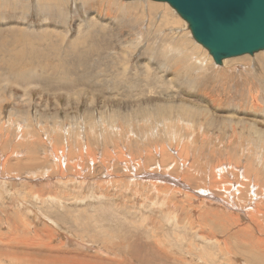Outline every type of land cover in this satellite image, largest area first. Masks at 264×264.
<instances>
[{"label":"rangeland","instance_id":"obj_1","mask_svg":"<svg viewBox=\"0 0 264 264\" xmlns=\"http://www.w3.org/2000/svg\"><path fill=\"white\" fill-rule=\"evenodd\" d=\"M133 2L132 10L122 8ZM224 61L215 63L166 2L0 0V96H13L0 107L1 151L7 150L3 158L16 151L26 159L32 149L22 140L31 137L42 162L0 180V264H264V221L252 224L241 215L232 224L233 210L211 197L216 190L229 205L246 204L255 192L264 203L257 190L264 182V126L255 123L264 114V51ZM74 82L86 86L73 88ZM176 82L180 103L197 107L198 91L218 92L227 100L218 113L236 108L254 130L236 122L218 129L212 114L206 121L161 100L129 106L132 93ZM249 92L260 98V107L251 106ZM113 97L123 107L100 108L101 100L112 103ZM171 126L181 141L168 134ZM161 144L174 150L169 160L161 153L148 156ZM219 161L224 171L209 172ZM248 162L261 171L262 182L256 183ZM189 168L208 190L198 204L176 182L191 184L185 179ZM241 175L253 180L254 191ZM233 191L237 196L229 197Z\"/></svg>","mask_w":264,"mask_h":264},{"label":"bare ground","instance_id":"obj_2","mask_svg":"<svg viewBox=\"0 0 264 264\" xmlns=\"http://www.w3.org/2000/svg\"><path fill=\"white\" fill-rule=\"evenodd\" d=\"M158 2V1H157ZM134 4V2L133 3H130V4H125L124 5V3L122 4V5H124V6H122V8L123 9H126V7L128 8V10H132L133 9V7L135 6V5H133ZM169 4V3H168ZM170 5V4H169ZM138 6V5H137ZM148 6H151V7H159L160 5H156V4H152V3H150ZM120 7V6H119ZM121 8V9H122ZM127 10V9H126ZM177 12V11H176ZM106 17L107 18H111V17H109L108 15H106ZM188 28H189V26H188ZM116 29V28H115ZM190 29V28H189ZM191 31V30H190ZM65 34H68V32H70V31H68V30H65ZM191 34H192V32H191ZM70 35V34H69ZM72 35V34H71ZM70 35V36H71ZM71 39V37L68 39V41ZM200 44V43H199ZM180 45H181V43H180ZM182 46V45H181ZM48 52V51H47ZM50 52V51H49ZM189 54L190 53H188L187 55L189 56ZM48 55V54H47ZM191 55V54H190ZM225 62V61H224ZM200 63V62H199ZM226 65H227V63H225ZM235 64V63H234ZM225 65V66H226ZM148 69H150V68H148ZM158 70H159V72L160 71H163L161 68H158ZM239 70V69H238ZM149 73V72H148ZM150 76V73H149V75H148V77ZM169 80H172V78H168ZM40 80H35V81H33L32 82V84L31 85H33L34 84V86H35V84L37 85L38 83L37 82H39ZM178 81V80H177ZM180 82V81H179ZM30 85H28V86H26L25 87V89L26 88H28ZM38 86V85H37ZM78 86H82V88H84V86H86V84H85V82H74L73 84H72V87L73 88H78ZM181 85L179 84V83H177L176 82V84H175V87H173V88H169V87H167V88H165V89H163L162 87L160 88V89H158V90H148V91H142V92H140V93H137V94H135V93H132L131 95H129V96H132V100H130L129 102V106H133V108H140L141 106H143V105H145L146 104V100H152V102H155V101H158V100H161V102L163 103V106H166V107H169V109H171V110H174V109H177V110H181L182 112H184V113H187V114H190V115H192V116H202L203 118H205V120L206 121H209L211 118H210V115L212 114L213 115V117H212V121H213V123H214V125H215V128H220L221 126H223V125H225L226 127H227V125L229 124V122H236V123H241V124H243V126H244V130L245 129H247V127L249 126L250 127V129H253L254 130V127H253V125L252 124H246V123H244V117H243V115H247L246 113H240L239 111H237V109L235 108V109H233V110H231L230 112H229V114H222V113H218V111H219V108H220V106L223 104V103H225V102H227V100L224 98V97H222V95L223 94H218V92H217V94H214V92H202V91H198L197 93H196V96H199V99H200V101H201V104H198V106L197 107H189V106H186V105H184V104H182V103H180L179 102V100H178V90H179V87H180ZM36 87V86H35ZM34 87V88H35ZM194 87V86H193ZM25 91H27V90H25ZM30 92H32V91H30ZM94 92V91H93ZM184 93H185V91H183ZM224 92V91H223ZM25 93V92H24ZM37 93V92H36ZM216 93V92H215ZM249 93H250V97H249ZM248 93V97H249V102H251V106L252 107H254V108H257V107H260V103H259V100H260V98L257 96V95H255L254 93H252V92H249ZM40 94V93H39ZM145 94V95H144ZM153 95V96H152ZM105 96V95H104ZM25 97H28L29 98V100H28V102H30V101H32L33 100V93H29L28 95H26ZM13 98V96H9V97H1L0 96V107H3L4 106V102L5 101H8V99H12ZM19 98L20 97H17L16 99L17 100H19ZM28 98H26V99H28ZM40 98H41V96H40ZM40 98H39V100H40ZM94 97H91L90 98V100H89V102H90V105H93V103H94ZM112 99V103H110V101L108 102V99H105L104 101H100V105L99 106H101L100 108H106V107H108V106H111V105H115L116 107L117 106H119V108H121V107H123V103H124V101L123 100H120L119 98H115V97H113V98H111ZM15 99H13V101H14ZM10 101V100H9ZM21 101H22V99H21ZM20 101V102H21ZM19 102V103H20ZM25 102H27V101H25ZM25 102H24V104H25ZM125 102H127V101H125ZM261 102V101H260ZM16 104H18V103H16ZM23 104V103H22ZM23 104V105H24ZM26 104H28V103H26ZM247 104V103H246ZM29 105V104H28ZM27 105V106H28ZM31 105V104H30ZM98 105V104H97ZM248 105V104H247ZM18 106V105H17ZM21 106V105H20ZM25 106V105H24ZM23 106V107H24ZM26 106V107H27ZM48 107V105H46V108ZM263 107V106H262ZM216 120V121H215ZM260 122H257V121H255V123H258V124H261V125H263L264 126V114H263V116L261 117V119L259 120ZM202 125L203 124H201L200 126H201V128H203L202 127ZM206 125V124H205ZM7 126V125H6ZM19 126V125H18ZM21 126V125H20ZM187 126H189V125H187ZM174 127V126H173ZM180 127H182L181 125H180ZM191 127V126H190ZM248 127V128H249ZM18 128V127H17ZM21 128V127H20ZM19 129V128H18ZM22 129V128H21ZM179 129V128H178ZM188 129V128H187ZM165 130H169V128L168 129H165ZM164 130V133L166 134V131ZM183 130V129H182ZM189 130V129H188ZM203 130V129H202ZM13 131V130H12ZM11 131V132H12ZM19 131V130H18ZM187 131V130H186ZM257 131V134L258 135H262L263 136V134L261 133L260 134V132L258 131V130H256ZM21 132V131H20ZM0 134H1V132H0ZM16 134H17V132H16ZM168 134H171L170 136H173V135H175V140L177 141V140H180L181 141V139H180V136L179 137H177V133L175 132V131H173L172 130V126H171V131L170 132H168ZM193 134V133H192ZM5 135V134H4ZM20 135V134H19ZM80 135V134H79ZM167 135V134H166ZM184 135V134H183ZM7 136V135H6ZM169 136V135H168ZM167 136V137H168ZM190 136V135H189ZM4 137V136H3ZM8 137V136H7ZM11 137V136H10ZM12 137H13V135H12ZM11 137V138H12ZM16 137V136H15ZM159 137V136H158ZM182 137V136H181ZM5 138V137H4ZM186 138V137H185ZM187 138H188V136H187ZM190 138V137H189ZM14 139V138H13ZM148 139V138H147ZM171 139H174V138H169V140H171ZM209 139V138H208ZM9 140V139H8ZM210 140V139H209ZM15 141H16V139H15ZM27 141H28V143L29 144H27ZM20 142V141H19ZM18 142V143H19ZM35 141L31 138V137H29V140H22V143L23 144H25V145H28V148H29V150H31V151H29V154H28V156L26 157V159L25 158H21V157H23L21 154H20V156H17V154H16V151L15 152H9L10 150H8V156H7V158H6V156H5V158H3V153H5L6 151H4V152H2L1 151V149H3L2 147L6 144L5 143V141H4V145H2L1 143V145H0V180H6V179H8V180H11V177L10 176H13V172H15L16 170H18L20 167H22V168H26V169H32V168H36L39 164L40 165H42V162H40V161H38V159L36 158V156L34 155L35 154V150H33V143H34ZM140 142V141H139ZM192 142V141H191ZM155 143V142H154ZM179 143V142H178ZM21 144V143H20ZM152 144V143H151ZM170 144V143H169ZM10 145V144H9ZM14 145V144H13ZM165 144H161L160 146H161V151L159 152L158 150L159 149H148L149 150V152L147 153L148 154V156H150V158L153 156L154 157V155L156 154H162V158L165 160V159H168V158H171V152L172 151H174L173 149H172V151H170V147H169V149H167L166 148V145L164 146ZM184 145V144H183ZM186 145V144H185ZM79 146V145H78ZM82 146V145H81ZM153 146V145H152ZM155 146V145H154ZM187 146V145H186ZM22 147V146H21ZM140 147V146H139ZM42 148H43V146H42ZM41 148V149H42ZM174 148V147H173ZM182 148V147H181ZM185 148V147H184ZM191 148V147H190ZM5 149H7V148H5ZM4 149V150H5ZM21 149V148H20ZM23 149H24V147H23ZM83 149V148H82ZM180 149V148H179ZM12 150V149H11ZM17 150V149H16ZM56 150H59L58 148H56ZM144 150V149H143ZM14 151V150H13ZM22 151V150H21ZM25 151V150H24ZM82 151V150H81ZM80 151V152H81ZM89 151H90V149H89ZM94 151V150H93ZM85 152V151H84ZM84 152H81L80 154H82V153H84ZM86 152H88V151H86ZM25 153V152H24ZM23 153V154H24ZM90 153V152H89ZM92 153V152H91ZM173 153V152H172ZM26 154V153H25ZM79 154V155H80ZM93 154H95V152L94 153H92V155ZM97 154V153H96ZM142 154V153H141ZM231 154V153H230ZM75 155V154H74ZM85 155V154H84ZM90 155V154H89ZM91 155V156H92ZM108 155V154H107ZM188 155V154H187ZM186 155V156H187ZM229 155V154H228ZM10 156H14L15 157V159L13 158V160L14 161H8L10 164H8L7 163V160L6 159H8L9 160V157ZM78 156V155H77ZM96 156V155H95ZM115 156V155H114ZM121 156V155H120ZM147 156V157H148ZM76 157V156H75ZM74 157V158H75ZM81 157H83L82 155H81ZM80 157V158H81ZM86 157H88V156H86ZM57 158H59L58 156H57ZM79 158V157H78ZM80 158H79V161H80ZM105 158H106V156H105ZM119 158V157H118ZM149 158V157H148ZM173 158V157H172ZM206 158V157H205ZM5 159V160H4ZM73 159V158H72ZM95 159V158H94ZM110 159V158H109ZM59 160H61V158H59ZM74 160H76V159H74ZM85 160V159H84ZM169 160V159H168ZM192 160V159H191ZM259 160H261V159H259ZM23 161H25V162H23ZM53 161V160H52ZM72 161V160H71ZM86 161V160H85ZM105 161V160H104ZM108 161V160H107ZM111 160H109V162H110ZM151 161V160H150ZM224 161V160H223ZM22 162V163H21ZM55 162H56V160H55ZM76 162V161H75ZM81 162V161H80ZM163 162H165V161H163ZM167 162H169V161H167ZM238 162V161H237ZM236 163V162H235ZM259 163H260V161H259ZM55 165V164H54ZM60 162H58L57 163V165L56 166H58L57 168L56 167H54V168H56V169H60V166H61V168H62V165H60ZM74 165H76V164H74ZM174 165V164H173ZM222 165H224V163H221L220 161L219 162H216V163H214V164H212L211 166H210V169H209V172H211L212 174H215V173H218V172H221L222 173V171H224V167H222V169H218L219 167H221ZM176 167H177V165H175ZM227 166V165H226ZM231 166H233V165H231ZM231 166H230V168H231ZM236 165H234V167H235ZM255 166H257L256 168L258 169V165H255ZM45 167V166H44ZM183 167V166H182ZM197 167H198V169L201 171V167H199L198 165H197ZM233 167V169H235ZM38 168V167H37ZM52 168V167H51ZM205 168V167H204ZM227 168V167H226ZM240 168V167H239ZM238 168V169H239ZM39 169V168H38ZM42 169V168H41ZM48 169V168H47ZM194 169V168H193ZM192 168H189L188 170H186V174H185V179L187 180V182L188 181H190L191 182V184H187L186 182H184L183 180H181V179H179V178H177V180H176V182H178L177 184L178 185H180V187L181 188H183L184 187V189L186 190H188V191H190V192H192V194H193V197H194V204H198V202H200V200L202 199V200H206V199H208V194L206 193V191H208L207 189H204V190H202V188H201V184H198L197 182H196V180L198 179L196 176H195V174L193 173L194 172V170H193ZM203 169V168H202ZM241 169V168H240ZM252 169H254V168H252ZM251 169V165H250V163L248 162V167H247V170L249 171V172H253V174H255L254 175V179H255V181H256V183L258 184V182H262L261 180H260V177H259V174H258V171L259 172H261L259 169L258 170H252ZM50 170V169H49ZM195 170L197 171V168L195 167ZM235 170H237V168L235 169ZM234 170V171H235ZM252 170V171H251ZM29 171V170H28ZM44 171V170H43ZM46 171H48V170H46ZM55 171V170H54ZM60 171L62 172V170L60 169ZM64 171V170H63ZM205 171V170H204ZM243 172H244V170H242ZM178 172V171H177ZM205 172H207V171H205ZM162 173V172H161ZM199 173V172H198ZM246 173V172H245ZM62 174H64V173H62ZM211 174V175H212ZM234 174H236V172H234ZM238 174V173H237ZM244 173H242V175H243ZM180 175V174H179ZM217 175V174H216ZM241 175V176H242ZM246 175V174H245ZM248 175V174H247ZM252 175V174H251ZM7 176H9L8 178H7ZM52 176V175H51ZM202 176V175H201ZM253 176V175H252ZM251 176V177H252ZM13 177H20V176H13ZM151 177H153V176H151ZM162 177V176H161ZM169 177V176H168ZM216 177V176H215ZM214 177V178H215ZM240 177V176H239ZM248 177V176H247ZM68 178V177H67ZM80 178V177H79ZM163 178V177H162ZM169 178H171L172 179V177H169ZM213 178V179H214ZM222 178L223 177H221V182H223L222 181ZM242 178H243V176H242ZM245 178H246V176H245ZM243 178L245 181L243 182V183H245V185L247 186V189H248V191L251 193V190L252 191H254V186H252L253 184L251 183V180L252 179H249V178ZM46 179V178H45ZM170 179V180H171ZM173 179H175V178H173ZM211 179V176H209V178L208 179H206V180H210ZM216 179V178H215ZM4 180V181H5ZM24 180H26L25 178H24ZM226 180V179H225ZM36 181V180H35ZM211 181V180H210ZM216 181H217V179H216ZM253 181V180H252ZM264 181V180H263ZM40 182V181H39ZM173 181H171V183H172ZM175 182V181H174ZM205 182V181H204ZM214 182V181H213ZM220 182V183H221ZM225 182V181H224ZM237 182V181H236ZM235 182V183H236ZM3 183V182H2ZM209 183V182H208ZM219 183V184H220ZM231 183H233V182H231ZM242 183V184H243ZM27 184H29V182L27 183ZM31 184V183H30ZM221 184H223V183H221ZM255 184V183H254ZM11 185H12V183H11ZM173 185H175V184H173ZM194 185L196 186V187H194ZM50 186V185H49ZM207 186V185H206ZM216 186V185H215ZM222 186V185H221ZM251 186H252V188H251ZM258 186V185H257ZM13 187V186H12ZM179 187V186H178ZM204 187V186H203ZM210 188H212L211 186H210ZM220 189V188H219ZM251 189V190H250ZM257 190L260 192L259 193V195H264V192H262L263 190H264V182H262L261 183V187H257ZM187 191V192H188ZM202 191V192H201ZM212 191V190H211ZM213 191H215V192H212L213 194H211V197L213 198V199H217V200H220L221 202H219L220 204H219V206H221V207H226V206H228V208H231L233 211L231 212V216H230V218L232 219V220H230V221H232V224H237L238 222H239V220H240V218H241V215H242V217L244 216L245 218H247L249 221H251L252 222V224H258V225H260V223L261 222H263L264 221V203L263 204H261V200L260 199H258L259 198V196L258 195H256V194H251L250 196H251V200H253V201H249V202H247L246 204H244L243 202H236V203H234V204H231V205H229L228 204V202L225 200V199H223V197L222 196H220V192L219 191H216V190H213ZM243 191H244V189H243ZM189 192V193H190ZM222 192V191H221ZM234 192V191H233ZM249 192H248V194H249ZM230 193V192H229ZM237 194L238 193H236V192H234V193H230L229 194V197H233L234 195H236L237 196ZM186 195H187V193H186ZM12 196V195H11ZM14 196H16V195H14ZM240 196V195H239ZM260 196V197H261ZM207 197V198H206ZM14 198V197H13ZM191 198V197H190ZM210 199V198H209ZM261 202H260V201ZM121 201H123V200H121ZM215 201V200H214ZM238 201H240V200H238ZM26 203V202H25ZM205 203V202H204ZM192 205V204H191ZM208 205V204H207ZM206 205V206H207ZM29 206V205H28ZM209 207V206H208ZM28 209H29V207H28ZM213 209V208H212ZM189 210V209H188ZM191 210H193V209H191ZM34 211V210H33ZM190 211V210H189ZM36 213V212H35ZM27 214V213H26ZM37 214V213H36ZM39 214V213H38ZM219 216V215H218ZM181 217V216H180ZM221 218L223 217V216H220ZM40 218V217H39ZM177 218V217H176ZM221 218H219V219H221ZM223 218H225V217H223ZM222 218V219H223ZM174 219V218H173ZM208 219V218H207ZM1 220V219H0ZM29 222V221H28ZM43 222V221H42ZM235 222V223H234ZM242 222V221H241ZM34 224V223H33ZM12 225V224H11ZM31 225V224H30ZM58 226H60V225H58ZM208 226V225H207ZM249 227H251L249 224H247L246 225V227L244 228V229H246V228H249ZM10 229V228H9ZM16 229V228H15ZM20 229V228H19ZM27 229H29V228H27ZM37 229V228H36ZM35 229V230H36ZM252 229V228H251ZM7 230V229H6ZM32 230V229H31ZM9 231V230H8ZM15 231V230H14ZM240 231V230H239ZM247 231V230H246ZM251 231V230H250ZM17 233V232H16ZM49 233V232H48ZM62 233V232H61ZM43 234H45V232L43 233ZM12 235V234H11ZM15 235H18V234H15ZM20 235V234H19ZM62 235H63V233H62ZM260 235V234H259ZM14 236V235H13ZM47 236V235H46ZM52 236V235H51ZM61 237V236H60ZM254 237V236H253ZM12 238V237H11ZM30 238V237H29ZM20 238H18V240H19ZM28 239V238H27ZM60 239V238H59ZM71 240V239H70ZM22 241H23V239H22ZM32 240H26V238H25V240H24V242L27 244V245H29V244H31L32 242H31ZM39 244V243H38ZM79 244V243H78ZM254 244V243H253ZM40 246V245H39ZM38 246V247H39ZM57 246V245H56ZM263 246V245H262ZM250 247V246H249ZM18 248V247H17ZM264 248V247H263ZM32 251V250H31ZM256 251V250H255ZM260 252V251H259ZM16 253H17V251H16ZM64 253V252H63ZM262 253V252H261ZM14 254V253H13ZM66 254V253H65ZM113 255V254H112ZM249 255V254H248ZM10 256V255H9ZM250 256V255H249ZM26 257V256H25ZM31 257V256H30ZM10 258V257H9ZM13 259V258H12ZM21 259V258H20ZM30 261H32V260H30ZM34 261V260H33ZM4 262V261H3ZM20 262V261H19ZM31 263V262H30ZM6 264V263H5ZM62 264V263H61Z\"/></svg>","mask_w":264,"mask_h":264},{"label":"water","instance_id":"obj_3","mask_svg":"<svg viewBox=\"0 0 264 264\" xmlns=\"http://www.w3.org/2000/svg\"><path fill=\"white\" fill-rule=\"evenodd\" d=\"M169 3L216 64L264 51V0H153Z\"/></svg>","mask_w":264,"mask_h":264}]
</instances>
